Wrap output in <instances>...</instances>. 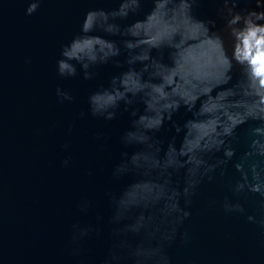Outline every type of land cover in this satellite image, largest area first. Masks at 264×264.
Returning <instances> with one entry per match:
<instances>
[{
    "label": "water",
    "instance_id": "water-1",
    "mask_svg": "<svg viewBox=\"0 0 264 264\" xmlns=\"http://www.w3.org/2000/svg\"><path fill=\"white\" fill-rule=\"evenodd\" d=\"M117 6L116 0H44L38 12L28 16L26 0H0V264H100L107 253L112 225L104 193L106 188L119 191L129 182L130 178L113 181L111 172L125 150L120 136L131 117L123 105L113 120L93 116L88 98L101 85L108 86L111 77L127 65H99L90 80L83 78L77 66L78 75L65 79L58 76L56 61L61 46L79 31L88 9ZM153 7L154 0H141L137 12L119 22L123 26L144 19ZM219 7L217 0H198L192 11L198 19H215L213 31H217L224 24L217 15ZM252 7L254 0H240L241 10ZM180 22L178 18L176 24ZM174 26L161 11L135 31L141 41L153 42L154 35L164 38ZM190 27L192 34L198 35L199 28L195 24ZM184 48L183 61L169 76L171 87L181 93L211 79L217 57L214 45L202 44L199 39L186 41ZM171 51L167 47L152 50L169 65ZM117 59L123 61L125 56ZM231 74L232 80L214 89L212 95L237 85L242 79L241 67L234 64ZM58 85L71 90L75 100L61 102L55 92ZM128 86L137 87L136 81L130 79ZM206 98L201 97L197 109ZM217 105L209 100L208 111L215 113ZM136 107L144 109L142 103ZM81 111L85 112L82 118ZM190 118L193 112L181 107L173 121L183 125ZM213 124L208 119L194 131L198 136H210ZM257 124L249 120L235 130L233 162L246 151L250 129ZM98 131L107 135L103 150L97 146ZM157 135L165 142L170 140L175 135L171 122ZM182 136H176L177 145ZM68 156L70 163L65 166L63 160ZM233 162L226 175L217 172L214 181L200 187L193 214L181 228L188 231L190 240L185 243L178 238L169 248L173 264H264V230L249 223L245 215L226 214L222 208L224 198L232 196L229 181L239 175ZM84 199L93 202L87 213L77 207ZM239 199L249 213L264 211V198L258 195L249 193ZM97 214L103 215L102 221H97ZM77 222L102 231L99 237L93 234L79 242L82 251L73 255L72 225Z\"/></svg>",
    "mask_w": 264,
    "mask_h": 264
},
{
    "label": "clouds",
    "instance_id": "clouds-1",
    "mask_svg": "<svg viewBox=\"0 0 264 264\" xmlns=\"http://www.w3.org/2000/svg\"><path fill=\"white\" fill-rule=\"evenodd\" d=\"M44 0H26L25 14L38 12ZM198 0H154V7L144 19L121 25L140 8L141 0H116L117 7L90 8L80 22L79 31L61 46L56 61L60 78L76 77L78 67L85 80L96 76L95 69L114 62L127 67L111 77L108 86L101 85L89 95V111L106 121L117 117L123 105L131 117L130 124L120 136L124 147L121 158L113 166V181L130 178L119 191L105 189L110 208L109 224L112 225L107 253L100 264H173L169 248L179 238L187 243L190 235L181 231L185 221L192 216V205L200 187L216 179L217 172L224 176L236 148L233 145L235 130L249 120L258 124L250 129L247 149L232 166L238 176L229 181L232 196L222 202L226 214L245 215L249 223L264 230V211L249 213L239 197L255 194L264 198V0H254L255 7L241 10L240 0H217V15L224 20L223 28L213 31L215 19L202 20L193 15ZM163 11L169 23L175 24L166 37L153 42L140 40L135 31L142 22ZM181 21L176 24L177 19ZM199 28L198 35L191 32V25ZM103 33V34H101ZM109 37H116L113 39ZM199 39L214 45L217 57L215 73L188 92H177L169 83L172 70L184 59L186 41ZM172 49V64L153 55V49ZM125 56L123 61L119 57ZM234 64L242 69V79L237 85L214 89L232 80ZM130 79L137 87L128 86ZM61 102L75 100L71 90L62 86L55 89ZM207 97L196 108L201 97ZM234 97H238L233 99ZM218 102L216 112L208 111V101ZM144 105L143 111L136 107ZM184 107L193 112L180 125L173 121L174 114ZM81 118L85 112H80ZM208 119L214 121L210 136L196 135L197 124ZM171 122L175 135L165 142L157 133ZM183 133L177 145L176 136ZM98 148L103 150L106 133L98 131ZM68 148V144L64 145ZM131 149V151H128ZM222 152L217 157L215 154ZM71 157L63 160L67 166ZM92 175V170H89ZM135 192L136 195H130ZM236 197V199H233ZM92 201L82 200L77 207L87 213ZM264 209V200L261 201ZM103 215L97 214V221ZM73 255L82 249L79 242L102 229L92 224L72 225Z\"/></svg>",
    "mask_w": 264,
    "mask_h": 264
}]
</instances>
